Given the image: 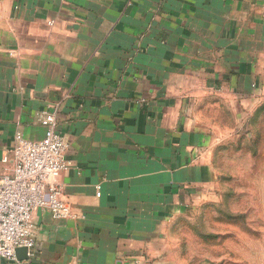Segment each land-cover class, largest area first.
<instances>
[{
	"label": "crops",
	"instance_id": "0c3cea01",
	"mask_svg": "<svg viewBox=\"0 0 264 264\" xmlns=\"http://www.w3.org/2000/svg\"><path fill=\"white\" fill-rule=\"evenodd\" d=\"M42 121L68 214L17 264H208L218 179L264 145V0H0V174Z\"/></svg>",
	"mask_w": 264,
	"mask_h": 264
},
{
	"label": "built area",
	"instance_id": "2783aa9c",
	"mask_svg": "<svg viewBox=\"0 0 264 264\" xmlns=\"http://www.w3.org/2000/svg\"><path fill=\"white\" fill-rule=\"evenodd\" d=\"M45 136L38 142L16 147L14 168L0 174V264H17L32 258L27 235L34 211L42 210L64 218L67 207L59 200L63 155L69 143L48 121H42ZM2 163L8 162L4 157ZM24 249L18 259L17 251Z\"/></svg>",
	"mask_w": 264,
	"mask_h": 264
},
{
	"label": "rangeland",
	"instance_id": "374dc122",
	"mask_svg": "<svg viewBox=\"0 0 264 264\" xmlns=\"http://www.w3.org/2000/svg\"><path fill=\"white\" fill-rule=\"evenodd\" d=\"M260 148L255 163L250 159L257 157V147L244 146L239 175L218 179L222 202L211 210L208 264H264V145Z\"/></svg>",
	"mask_w": 264,
	"mask_h": 264
},
{
	"label": "water",
	"instance_id": "95a60500",
	"mask_svg": "<svg viewBox=\"0 0 264 264\" xmlns=\"http://www.w3.org/2000/svg\"><path fill=\"white\" fill-rule=\"evenodd\" d=\"M22 252H25V250H24V249H20V250L17 251V257H18V259H20V260H22V258H21V254H22ZM25 261H27V259H25Z\"/></svg>",
	"mask_w": 264,
	"mask_h": 264
}]
</instances>
